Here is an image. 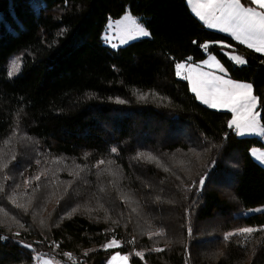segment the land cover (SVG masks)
I'll return each mask as SVG.
<instances>
[{"label": "trees", "instance_id": "16d2710c", "mask_svg": "<svg viewBox=\"0 0 264 264\" xmlns=\"http://www.w3.org/2000/svg\"><path fill=\"white\" fill-rule=\"evenodd\" d=\"M126 12L150 37L113 50L105 31ZM209 54L251 84L264 128V53L207 28L187 0H0V264H264V212L245 216L264 206L250 155L264 143L176 74Z\"/></svg>", "mask_w": 264, "mask_h": 264}, {"label": "snow or ice", "instance_id": "6c2138e0", "mask_svg": "<svg viewBox=\"0 0 264 264\" xmlns=\"http://www.w3.org/2000/svg\"><path fill=\"white\" fill-rule=\"evenodd\" d=\"M251 3L264 9V0H251ZM204 7L212 9L207 13L210 17L208 27L220 25V31L231 30V33L239 39L241 44L248 40L249 47H251L252 42L255 41L258 43L257 51L264 50V12H257L252 7H245L241 0H217L215 4L210 3ZM217 11L219 12L218 16L216 15ZM198 15L201 20H205V15L200 13ZM135 30L138 34L148 35L147 32L139 30L138 26ZM229 58L237 63H243L239 56L229 54ZM184 67V64H177L176 74L180 75V70ZM220 72H224V69L220 68ZM186 78L191 81L192 91L203 103L212 108H227L235 114L229 127L235 125L241 134L244 129L255 130L257 124L256 116L253 114L255 97L251 95L252 86L250 84L235 83L231 79H225L222 75L199 71L191 65L188 67ZM200 183L203 184V180ZM252 231V228L243 229L245 233ZM120 259L119 254L112 257L113 261ZM123 259H127V257Z\"/></svg>", "mask_w": 264, "mask_h": 264}, {"label": "rangeland", "instance_id": "374dc122", "mask_svg": "<svg viewBox=\"0 0 264 264\" xmlns=\"http://www.w3.org/2000/svg\"><path fill=\"white\" fill-rule=\"evenodd\" d=\"M137 26L139 27V30L147 32L148 35L144 36L142 34H138L137 31L135 30ZM130 28L133 29V30H129ZM149 37H150V34H149L148 30L146 29V27L144 26V24L141 22V19L133 16L130 12H126V14L122 18H120L118 20H110L109 21V24H108L107 29H106L105 34H104V43H105L106 46L110 47L111 49L117 50V49H119L121 47H124V46H126V45H128V44H130L132 42H135L137 40H141V39H144V38H149ZM208 46H209V44L205 45V49L206 50H207ZM229 54H231V53H226L228 58H229ZM232 55L238 56L236 54H232ZM239 57H240V59L242 61H244V59L241 56H239ZM231 61L235 65L241 64V63H237V62H235L233 60H231ZM17 62H18L17 59L16 60L12 59V61H11L12 67L16 66ZM181 64H184L185 67H184V69L180 70L181 74L178 75V77L188 81V83L190 85V88H191V91H192V83H191V81L189 79L186 78L188 76V67H189V65H191L194 68H197L199 71H203L204 73H212L213 75H222V76H224L225 79H229L228 76H227V72H226L224 66L222 65L221 61L213 54H209L207 59L205 61L201 62V63L190 64V63L184 62V63H181ZM238 66H240V65H238ZM220 68H223L224 72H220ZM235 83H240V82H235ZM244 84H247V83H244ZM194 94L196 95V93H194ZM251 95L253 97H255L252 87H251ZM198 100H199V102L202 105H204V106H206V107H208V108H210L212 110H217V111H222V112H229L233 116L232 119L235 117V114L230 112L227 108H221V107L212 108V107H209L208 105H206L205 103H203V101L200 98H198ZM257 107H258V100L255 97V105H254V108H253V114L256 116L257 124H256V128H255L254 131H249L248 129H244L243 130V134H241V132L237 130L235 125H233L232 128L234 129V131H235V133L237 134L238 137H241V138L256 137V138H259L264 143V128H263V126H262V124L260 122V116H259ZM22 141H24V138H23V136L21 134L17 138V140L13 141L10 144L9 148H13V154H14V152H16V150H18V149L20 150L24 146L22 143H20ZM17 146L19 148H17ZM30 153L31 152H29V154ZM6 155L7 154L4 151H0V160L2 159V157H5ZM250 155L257 163H259L261 166L264 167V148L251 149L250 150ZM47 165H48V163L45 164V166L43 167V170H45ZM54 166H55V164H54ZM58 166L57 167L55 166L52 169L54 171V173L51 174L52 177L56 178V179H59L58 170H60V169L58 168ZM18 177L24 179V181L26 182L25 187L30 186V184H28V183H31V181H29L28 178H26V177L24 178L19 172H17L15 170L13 172V179L15 180L17 178L18 182L23 183L22 181L19 180ZM20 183H18V184H20ZM17 186H19V185H17ZM62 186L63 185L57 187L55 190L61 189ZM62 191H60V192L62 193ZM262 212H264V206L247 211L245 213V216H250V215L258 214V213H262ZM112 242L109 244V248L113 249V248L120 247V243L119 242L115 241L116 243H114V244ZM115 255H117V254H115ZM115 255H113V256H115ZM119 256L121 257L120 260L113 261L112 257H111L107 264H131L130 255L129 254H119ZM124 257H127V259H123ZM35 264H62V263L60 262L59 259H56V258H53V257L37 256L35 258Z\"/></svg>", "mask_w": 264, "mask_h": 264}, {"label": "crops", "instance_id": "0c3cea01", "mask_svg": "<svg viewBox=\"0 0 264 264\" xmlns=\"http://www.w3.org/2000/svg\"><path fill=\"white\" fill-rule=\"evenodd\" d=\"M249 1L251 2V0H249ZM216 2H217V0H187V4H188L191 12L193 13V15L197 19H199L207 28H209L211 30H214V31H217L219 33H222L224 35H227V36L231 37L238 44L243 45V46H245V47H247V48H249V49H251V50H253V51L257 52V53H264V50L257 51L258 43L255 42V41H253L252 42V46L249 47V41L248 40H245V42L243 44H241L239 42V39H237V37L234 36L231 33V30H227V31H223L222 32V31H220V25H216L215 27H211V28L208 27V21L210 20V17H208L207 13H209L210 11H212V9H210L208 7H204V6L205 5H208L210 3L211 4H215ZM245 7H247V6H245ZM248 7L254 8L257 12H264V9L259 8V6L258 5H255V4H252V6H248ZM198 13L205 15V20H201L200 19V15H198ZM216 15L217 16L219 15V12L218 11L216 12ZM245 63H246V61L244 59L243 63L237 64V65L243 66V65H245Z\"/></svg>", "mask_w": 264, "mask_h": 264}, {"label": "built area", "instance_id": "2783aa9c", "mask_svg": "<svg viewBox=\"0 0 264 264\" xmlns=\"http://www.w3.org/2000/svg\"><path fill=\"white\" fill-rule=\"evenodd\" d=\"M64 264H81V263L77 259L70 257L64 262Z\"/></svg>", "mask_w": 264, "mask_h": 264}]
</instances>
